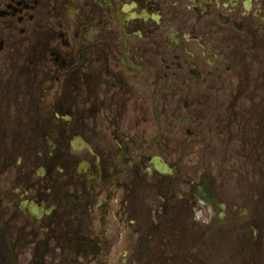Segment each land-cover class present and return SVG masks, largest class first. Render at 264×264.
I'll return each mask as SVG.
<instances>
[{
  "label": "flooded vegetation",
  "instance_id": "flooded-vegetation-1",
  "mask_svg": "<svg viewBox=\"0 0 264 264\" xmlns=\"http://www.w3.org/2000/svg\"><path fill=\"white\" fill-rule=\"evenodd\" d=\"M0 264H264V0H0Z\"/></svg>",
  "mask_w": 264,
  "mask_h": 264
}]
</instances>
